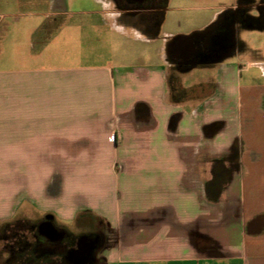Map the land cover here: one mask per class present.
I'll use <instances>...</instances> for the list:
<instances>
[{
    "label": "crops",
    "instance_id": "crops-1",
    "mask_svg": "<svg viewBox=\"0 0 264 264\" xmlns=\"http://www.w3.org/2000/svg\"><path fill=\"white\" fill-rule=\"evenodd\" d=\"M170 1L148 27L114 0H0V264H51L20 248L34 232L9 242L23 204L98 220L95 264H264V0L193 6L186 29ZM70 25L103 62L42 60ZM190 33L214 54L178 66Z\"/></svg>",
    "mask_w": 264,
    "mask_h": 264
},
{
    "label": "rangeland",
    "instance_id": "rangeland-1",
    "mask_svg": "<svg viewBox=\"0 0 264 264\" xmlns=\"http://www.w3.org/2000/svg\"><path fill=\"white\" fill-rule=\"evenodd\" d=\"M215 2H217V0H171L169 2V5L182 7L184 6V8L177 12L178 15L181 16L177 19L181 20L179 21L181 22L180 26L178 25V21H176L171 24L170 28L172 27L175 29H186L190 26H193V24L195 23L194 20L196 16L200 13L199 10H201L200 8L193 6H197L199 4H214ZM74 19L75 18L73 17L70 21L74 22ZM75 20H77V18ZM187 20L189 24L187 23ZM86 31H88L89 33H93L91 32L92 29H90V27H87L85 29L75 25L68 26L66 31L58 33L56 35V40L52 42L48 48L44 49V52H42V56L44 58H42V60L48 63L55 62L59 64L74 65L94 64L103 62L106 59L105 57L108 53V47H105L102 44L94 43L93 40L90 39L92 38V35H88ZM64 38H67V42L61 41ZM49 48L53 50V52H48L47 50ZM196 71H204L207 75L209 68H200L196 69L195 72ZM172 77L173 79H171V82L175 83L173 85L174 96L180 99L183 97L185 98L188 95L190 88L178 84V78L174 74L172 75ZM193 79V76H186L184 80L185 85L189 84ZM42 167H44V165H42ZM26 211L27 213L25 214L27 215V219L25 224L27 226L20 224L19 227H17L18 224L16 221L20 220L23 216V213ZM45 215L46 214L43 211V208H34L28 204H23L21 208L11 216L10 224L6 229V235L9 238V242L14 243L13 238H16L18 234L31 237L32 232L35 228V224L37 223V221L39 222ZM90 216L91 215L89 214H85L77 218L75 221H67L66 226L64 228L67 229L73 240L83 234L95 233L96 236H99V233L101 231V223L95 218H91L92 216ZM97 249L98 248H96L95 250L97 251ZM96 251L94 254H96ZM67 264H69L68 261Z\"/></svg>",
    "mask_w": 264,
    "mask_h": 264
},
{
    "label": "flooded vegetation",
    "instance_id": "flooded-vegetation-1",
    "mask_svg": "<svg viewBox=\"0 0 264 264\" xmlns=\"http://www.w3.org/2000/svg\"><path fill=\"white\" fill-rule=\"evenodd\" d=\"M119 8L129 10L131 13L138 15V17L145 23L146 26L151 27L158 23L163 15V8L165 7L167 0H114ZM190 42L192 49L189 48ZM207 38L193 33L191 38H188L181 43H170V56L173 61L178 65H186L190 63H196L205 59H210L214 54L209 51L211 45L207 43ZM56 225V223L54 222ZM57 226V225H56ZM92 234V233H91ZM92 235H95L93 233ZM24 236V235H23ZM99 242L97 248L100 247L103 239L102 233H99ZM78 238L72 239L69 232L62 239L61 247L56 242H46L39 246L30 247L28 244L22 245V250L28 253L29 258H33L34 254H39L46 261L51 264H67V258L70 250L77 247ZM96 251V250H95ZM88 264H95L94 259Z\"/></svg>",
    "mask_w": 264,
    "mask_h": 264
},
{
    "label": "water",
    "instance_id": "water-1",
    "mask_svg": "<svg viewBox=\"0 0 264 264\" xmlns=\"http://www.w3.org/2000/svg\"><path fill=\"white\" fill-rule=\"evenodd\" d=\"M193 33L178 34L174 36L172 42L181 43L188 38H191ZM189 50L192 49L190 42ZM34 236L44 239L46 242H56L58 246H62V239L67 235V231L54 224L53 216L46 214L43 219L35 224ZM99 236L92 234H83L78 237L77 247L70 250L68 255L69 264H88L94 258L95 249L98 246Z\"/></svg>",
    "mask_w": 264,
    "mask_h": 264
},
{
    "label": "trees",
    "instance_id": "trees-1",
    "mask_svg": "<svg viewBox=\"0 0 264 264\" xmlns=\"http://www.w3.org/2000/svg\"><path fill=\"white\" fill-rule=\"evenodd\" d=\"M17 222V227H19V225L21 224V225H24V226H27L26 224H24V223H20L19 221H16ZM33 232H34V230H33ZM27 244V243H26Z\"/></svg>",
    "mask_w": 264,
    "mask_h": 264
},
{
    "label": "built area",
    "instance_id": "built-area-1",
    "mask_svg": "<svg viewBox=\"0 0 264 264\" xmlns=\"http://www.w3.org/2000/svg\"><path fill=\"white\" fill-rule=\"evenodd\" d=\"M111 139H113V137L111 136Z\"/></svg>",
    "mask_w": 264,
    "mask_h": 264
}]
</instances>
